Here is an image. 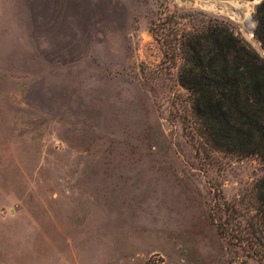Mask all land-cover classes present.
<instances>
[{"label":"rangeland","instance_id":"rangeland-1","mask_svg":"<svg viewBox=\"0 0 264 264\" xmlns=\"http://www.w3.org/2000/svg\"><path fill=\"white\" fill-rule=\"evenodd\" d=\"M259 1L0 0V264H258L264 161L202 137L161 41L262 58Z\"/></svg>","mask_w":264,"mask_h":264},{"label":"trees","instance_id":"trees-1","mask_svg":"<svg viewBox=\"0 0 264 264\" xmlns=\"http://www.w3.org/2000/svg\"><path fill=\"white\" fill-rule=\"evenodd\" d=\"M254 18L253 36L264 51V0L255 5ZM174 36L171 43L161 41L163 55L180 60L178 82L192 95L202 137L215 149L255 154L264 161V57L255 55L216 20L208 22L204 31L177 30ZM254 192L260 236L254 231L236 239L258 264H264V176L255 182ZM217 221V229L228 239L225 222Z\"/></svg>","mask_w":264,"mask_h":264}]
</instances>
